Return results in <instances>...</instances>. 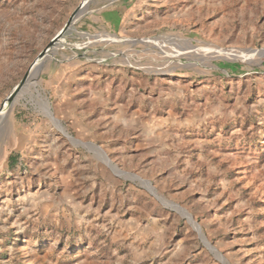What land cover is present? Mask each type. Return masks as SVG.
<instances>
[{
	"label": "rangeland",
	"instance_id": "1",
	"mask_svg": "<svg viewBox=\"0 0 264 264\" xmlns=\"http://www.w3.org/2000/svg\"><path fill=\"white\" fill-rule=\"evenodd\" d=\"M82 1L0 0V107ZM116 1L0 119V264H264V0Z\"/></svg>",
	"mask_w": 264,
	"mask_h": 264
},
{
	"label": "water",
	"instance_id": "2",
	"mask_svg": "<svg viewBox=\"0 0 264 264\" xmlns=\"http://www.w3.org/2000/svg\"><path fill=\"white\" fill-rule=\"evenodd\" d=\"M94 1H96V0H84V2L82 4H79V6L73 11V13L68 18V20H67L66 24L63 26V28L51 39L50 43L39 54L38 59L33 62V64L28 69V71L25 73V75L23 76L21 81L15 86V88L13 89L11 94L9 95V98L7 99V105L5 104V108H4V103L1 105V107H0V119L3 118L5 113L9 110L10 106L13 105V103L17 100V98L20 96L22 91L26 88L27 84L30 81V76H31L32 71L35 68L39 69L41 67L43 61L46 60L47 58H49V56L51 54H53V52L56 50V48L59 46V44H61L62 41L64 40V38L68 35L73 24L80 17H82L84 15V13L87 9H85L84 11H83V9L85 7H89ZM111 1L113 2L114 0H111ZM117 1H125V0H117ZM103 156L105 157L104 154H103ZM106 161H107V164L109 167H111L112 169H116V167L111 162H109V160L107 158H106ZM195 230L198 232L201 240L204 242L206 247L213 250V248L210 245H208L209 243L208 244L206 243V239H205L204 235L202 234L200 228L198 227V230L197 229H195Z\"/></svg>",
	"mask_w": 264,
	"mask_h": 264
},
{
	"label": "crops",
	"instance_id": "3",
	"mask_svg": "<svg viewBox=\"0 0 264 264\" xmlns=\"http://www.w3.org/2000/svg\"><path fill=\"white\" fill-rule=\"evenodd\" d=\"M126 4H123L122 6H120L118 9H116V6L113 7L112 9H110L106 15V17H104L105 19L102 18L101 22L103 24H105V26L109 29L110 32L113 31V27L116 26L117 20L120 19V23L122 25V23H125V21L128 19V17L132 14L130 9H132V6H130L129 8H127V10L125 11ZM115 10V11H114ZM118 22V23H119ZM84 70V72H86V69L82 67H80V71L82 72ZM85 76L84 80H86V75H83V77ZM37 105L35 104V107H33L34 109V113H35V123L33 122V125L31 127H27V126H22V128H24L23 133H21L22 135L25 136H34L37 135V133H41V132H49L50 130L54 131V125L53 123L50 121V119L42 114L40 112V110L38 109V107H36ZM13 117H14V122L18 123V127L15 128L17 129L14 134L15 136L19 137V111H15L13 113ZM31 129H34V131H32ZM2 144H5V140L2 142ZM15 146H17L19 144V140H15Z\"/></svg>",
	"mask_w": 264,
	"mask_h": 264
},
{
	"label": "bare ground",
	"instance_id": "4",
	"mask_svg": "<svg viewBox=\"0 0 264 264\" xmlns=\"http://www.w3.org/2000/svg\"><path fill=\"white\" fill-rule=\"evenodd\" d=\"M83 2H84V0L82 1V3H83ZM82 3H81V4H82ZM4 108H5V104H4ZM189 219H190V218H189ZM193 222H194V221L190 220V223L194 225L193 227L196 228V229L198 230V227H199V226H198L195 222H194V223H193ZM199 228H200V227H199ZM207 244H208V243H207ZM208 245H209V244H208Z\"/></svg>",
	"mask_w": 264,
	"mask_h": 264
}]
</instances>
